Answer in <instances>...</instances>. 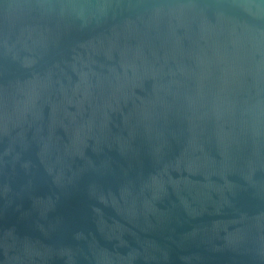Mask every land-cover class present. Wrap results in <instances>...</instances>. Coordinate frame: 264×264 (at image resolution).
<instances>
[{
	"label": "water",
	"instance_id": "water-1",
	"mask_svg": "<svg viewBox=\"0 0 264 264\" xmlns=\"http://www.w3.org/2000/svg\"><path fill=\"white\" fill-rule=\"evenodd\" d=\"M0 264H264V0H0Z\"/></svg>",
	"mask_w": 264,
	"mask_h": 264
}]
</instances>
